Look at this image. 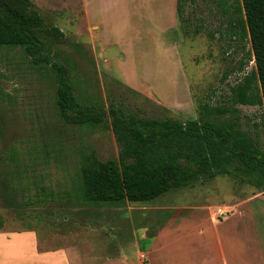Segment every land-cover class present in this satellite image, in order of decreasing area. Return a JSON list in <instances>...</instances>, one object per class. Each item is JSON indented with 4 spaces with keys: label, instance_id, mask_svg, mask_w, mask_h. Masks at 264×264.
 <instances>
[{
    "label": "rangeland",
    "instance_id": "1",
    "mask_svg": "<svg viewBox=\"0 0 264 264\" xmlns=\"http://www.w3.org/2000/svg\"><path fill=\"white\" fill-rule=\"evenodd\" d=\"M30 1L65 35L62 44L49 45L48 56L67 68L81 105L113 103L138 116L185 122L197 119L202 104L226 103L231 88L255 67L252 59L246 63L249 40L230 34L236 0L186 1L182 18L177 0ZM55 89L50 69L33 65L20 48L0 47V179L1 159L10 147L34 169L21 184L9 181V202L0 190V216L9 230L33 229L47 247L68 229L82 231L98 250L94 254L122 249L132 263L136 246L147 245L145 235L160 232L156 237L162 239L150 241L191 245L197 256L200 240L208 251L212 244L219 252L217 233L224 253L238 254V264H249L240 255L252 253L250 240L251 264H264V190L248 183L217 176L149 203L84 201L80 167L85 155L117 159L118 146L108 127L84 129L60 120ZM237 108L242 129L263 145V107ZM7 166L13 168L14 162ZM257 194L261 198L238 207L237 220L232 207ZM214 221H221L215 233Z\"/></svg>",
    "mask_w": 264,
    "mask_h": 264
},
{
    "label": "trees",
    "instance_id": "2",
    "mask_svg": "<svg viewBox=\"0 0 264 264\" xmlns=\"http://www.w3.org/2000/svg\"><path fill=\"white\" fill-rule=\"evenodd\" d=\"M186 1L196 0H177L180 18L181 4ZM233 12L230 34L242 42L249 40L246 63L252 59L254 70L231 88L226 103L202 104L197 119L182 122L127 113L113 103L107 108L79 104L67 68L48 56L49 45L62 44L64 33L48 25L30 0H0V47L20 48L33 65L54 73L59 119L84 129L108 127L114 136L117 159L101 161L94 153L84 157L80 167V197L84 201L92 205L149 203L172 190L217 176L264 190V144L242 129L237 108L264 109V0H236ZM21 156L10 147L8 156L1 159L0 190L7 202L9 181L21 184L26 173L34 170ZM9 161L14 162L13 168L7 166ZM3 226L0 216V229Z\"/></svg>",
    "mask_w": 264,
    "mask_h": 264
},
{
    "label": "crops",
    "instance_id": "3",
    "mask_svg": "<svg viewBox=\"0 0 264 264\" xmlns=\"http://www.w3.org/2000/svg\"><path fill=\"white\" fill-rule=\"evenodd\" d=\"M261 194L250 196L238 204L234 205L233 215L239 220V211L251 199L261 198ZM245 208V207H244ZM243 214V213H242ZM241 219V218H240ZM221 221L212 222L214 233L217 232V227ZM77 230V229H75ZM80 230V229H79ZM39 233V232H38ZM38 233L30 228H24L18 231H12L4 224L0 229V264H238L239 256L237 253H224L221 242L218 240L217 233L214 234L216 248L211 244L212 250L208 251L207 245L200 240L197 256L192 253L193 246L183 244V246H175L176 241L170 242L163 240L156 244L150 241L156 237L158 233L152 234L151 237L145 235L147 245L142 247L136 246L137 254L136 262L132 263L129 257L122 249H117L113 254L108 249L102 254L97 253L98 250L85 240L82 231L74 232L68 229L59 235H56L58 242L51 243L49 247L47 241L42 243L39 240ZM198 236L203 235V229L197 233ZM144 236V235H142ZM232 237V235H230ZM230 237V238H231ZM43 238H47L46 236ZM54 241V235L49 238ZM232 239V238H231ZM150 241V242H149ZM190 241V240H189ZM252 253L240 255L241 260L251 264L253 260V245L250 240ZM174 243V244H173ZM108 247V246H107ZM183 248V251H182ZM142 249V250H141ZM232 249V246H231ZM261 252V251H260ZM246 253V252H244ZM259 253H257L258 255ZM103 256V258L99 257ZM144 258V260L141 259ZM138 260V261H137Z\"/></svg>",
    "mask_w": 264,
    "mask_h": 264
}]
</instances>
